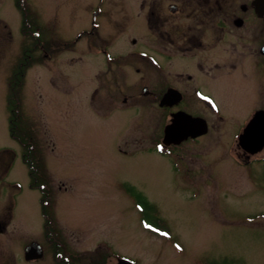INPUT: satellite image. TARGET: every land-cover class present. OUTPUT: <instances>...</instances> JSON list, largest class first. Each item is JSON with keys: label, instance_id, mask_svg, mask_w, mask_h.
<instances>
[{"label": "rangeland", "instance_id": "374dc122", "mask_svg": "<svg viewBox=\"0 0 264 264\" xmlns=\"http://www.w3.org/2000/svg\"><path fill=\"white\" fill-rule=\"evenodd\" d=\"M89 1L28 0L41 34L46 31L53 47L62 39L51 62L42 63L37 54L18 93L21 126L32 133L53 196L54 204L44 210L54 211L68 227L67 237L80 240L83 249L106 244L135 264H264V150L246 160L236 146L245 103L222 101L227 120L219 148L216 131L184 148L181 161L152 148L150 115L144 130L133 123L139 110L98 116L92 111L97 56L90 58L92 69L87 49L79 60L74 43L66 46L89 23ZM2 5L7 32L0 36V149L16 151L10 177L24 187L13 233L40 241L39 194L28 189V167L22 146L10 136L6 101L5 83L25 36L13 0ZM11 239L10 231L0 237V259L17 254Z\"/></svg>", "mask_w": 264, "mask_h": 264}, {"label": "flooded vegetation", "instance_id": "af4514ba", "mask_svg": "<svg viewBox=\"0 0 264 264\" xmlns=\"http://www.w3.org/2000/svg\"><path fill=\"white\" fill-rule=\"evenodd\" d=\"M2 7L1 0V37L7 26ZM85 7L90 21L76 32L74 42L79 60L87 49L92 67L90 58L97 56L95 70L92 67L93 111L113 117L139 110L141 130L150 115L154 124L149 128L156 134L153 149L160 154L173 153L181 161L184 148L204 142L216 131L220 134L218 147L226 132L222 101L245 103L247 118L237 134L257 112L264 111V0H90ZM33 39L27 40L30 47L21 49L10 68L6 97L14 99L36 60L51 62L53 49L61 46L53 47L45 33L37 51ZM99 72L105 79L100 80ZM97 94L100 97L95 99ZM197 118L196 127L192 119ZM172 123L177 132L196 133L204 124L207 132L176 143L177 138L165 139V129ZM16 155L14 150L0 149V237L10 231L17 247L9 264H129L123 257L114 259V251L106 244L83 249L81 241L67 237L66 227L58 222L46 224L48 237L42 227L43 257L27 260L25 248L34 240L19 239L13 230L23 197L18 180L10 177ZM243 157L248 160L245 154Z\"/></svg>", "mask_w": 264, "mask_h": 264}, {"label": "water", "instance_id": "95a60500", "mask_svg": "<svg viewBox=\"0 0 264 264\" xmlns=\"http://www.w3.org/2000/svg\"><path fill=\"white\" fill-rule=\"evenodd\" d=\"M186 122L187 125H191V120H186ZM176 127V124L169 126L167 128L166 135L172 138H177V142L187 138L189 135L195 136V133L177 132ZM205 131L202 130V132L199 131L196 134H201ZM240 145L250 154H255L264 148V112H258L250 121L240 136ZM26 251L27 254H31L32 258H38L42 254L41 249L36 244L28 247Z\"/></svg>", "mask_w": 264, "mask_h": 264}, {"label": "trees", "instance_id": "16d2710c", "mask_svg": "<svg viewBox=\"0 0 264 264\" xmlns=\"http://www.w3.org/2000/svg\"><path fill=\"white\" fill-rule=\"evenodd\" d=\"M18 6L19 8H22V1L21 0H18ZM25 19V17H24ZM26 31V29H24ZM10 110H11V117H10V131H11V135L12 137L16 138L25 148V152H24V155H23V159L25 161V163L28 165L29 169H30V175L32 176H35L38 174V168H37V165L31 155V152H30V145L29 143L25 142L23 140V138L21 137L20 133H19V130L17 131L18 129V126L20 124V117H19V113L17 112L18 109H19V104L18 102H10ZM36 181L35 179L33 178L32 182H31V187H36Z\"/></svg>", "mask_w": 264, "mask_h": 264}]
</instances>
